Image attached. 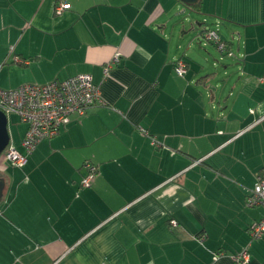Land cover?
Here are the masks:
<instances>
[{"label": "crops", "instance_id": "obj_1", "mask_svg": "<svg viewBox=\"0 0 264 264\" xmlns=\"http://www.w3.org/2000/svg\"><path fill=\"white\" fill-rule=\"evenodd\" d=\"M181 12L206 16L240 58H207L205 21L188 37L171 29ZM78 74L105 103L0 170V264H237L246 248L264 264V234L249 233L264 208L246 206L264 177V0H202L200 13L180 0H0L1 90Z\"/></svg>", "mask_w": 264, "mask_h": 264}, {"label": "built area", "instance_id": "obj_2", "mask_svg": "<svg viewBox=\"0 0 264 264\" xmlns=\"http://www.w3.org/2000/svg\"><path fill=\"white\" fill-rule=\"evenodd\" d=\"M68 9L66 3H60L55 7L56 13H62ZM204 39L214 42L221 53H225L226 45L223 43L216 31L204 33ZM232 56V53H228ZM119 57H116V61ZM176 73L184 77L187 72V64L179 60L175 66ZM110 65L104 69L107 75ZM100 87L94 84L93 77L89 74H78L69 79L60 81L54 80L40 85L34 83L23 84L12 90L0 89V110L7 117L16 115L20 121L27 125V131L22 139L23 152L14 147L12 142L7 146L2 155L5 161L12 166L23 168L30 156L40 142L52 139L59 134L61 128L66 125L73 115L83 116L94 106L103 105ZM88 174L83 178V187H90L96 173L97 166L90 161L85 162ZM246 206L264 208V177L258 176L257 183L246 198ZM171 228H178L176 220L170 221ZM251 239L255 240L264 234V215L249 228ZM217 255L215 260H218ZM237 264H247L249 251L244 249L237 256L233 257Z\"/></svg>", "mask_w": 264, "mask_h": 264}, {"label": "rangeland", "instance_id": "obj_3", "mask_svg": "<svg viewBox=\"0 0 264 264\" xmlns=\"http://www.w3.org/2000/svg\"><path fill=\"white\" fill-rule=\"evenodd\" d=\"M185 16H188L187 20L189 21V23H188L189 29L191 27L195 28V26L197 25L198 22L202 23L203 21H205L204 24L202 25V27L198 28L199 33L197 35H199L202 32L201 40H202L203 44L205 43L204 50H207L209 55L205 51H203V53L206 54L207 58L209 57L210 59H217L220 62H222L221 59H236V58H240L237 53H235V55L233 54L232 56H229V55H226V54L224 55V54L218 52L216 50V48L213 47L214 42H208V41H206L204 39L203 35L207 31L208 32L209 31H216L219 34V31L216 30V28H213L212 22L211 21H209V22L206 21V20H208V18L206 16H202L201 14H193V16H192L191 12H188V15H185ZM204 17H205V19H204ZM191 19L193 20V22H192ZM181 31L182 30H180V36H181V33H182ZM188 35L189 34H187V36H185V37H188ZM8 126H9V132H10L11 138H12L13 142L16 144L15 146L16 147H17V145L20 146V144H21V143L19 144L20 137H21V133H22L24 127H22L20 125L18 117L16 115L11 114V115L8 116ZM10 169H13V167L11 166V164L9 162L5 161V157L3 155H1L0 156V170L7 172Z\"/></svg>", "mask_w": 264, "mask_h": 264}, {"label": "water", "instance_id": "obj_4", "mask_svg": "<svg viewBox=\"0 0 264 264\" xmlns=\"http://www.w3.org/2000/svg\"><path fill=\"white\" fill-rule=\"evenodd\" d=\"M180 1L190 8V6L197 4L199 0H180ZM184 14H185L184 12L175 13L174 16L169 21L171 23L172 30H174L178 26H181V30H182L181 36L183 34L191 33L194 29L193 27H191L188 30L186 29V24L188 23L187 20L188 16L182 17V15ZM10 142H11V136L8 126V117L3 111L0 110V156L7 148V146L10 144ZM4 188H5V180L3 178H0V200L2 198Z\"/></svg>", "mask_w": 264, "mask_h": 264}, {"label": "trees", "instance_id": "obj_5", "mask_svg": "<svg viewBox=\"0 0 264 264\" xmlns=\"http://www.w3.org/2000/svg\"><path fill=\"white\" fill-rule=\"evenodd\" d=\"M190 8L194 11V12H197V13H200V10H201V8H202V0H199L198 1V3L197 4H195V5H193V6H190ZM218 33V32H217ZM219 35V34H218ZM220 37V36H219ZM221 39V38H220ZM222 41V40H221ZM223 43H225V45H226V52L225 53H222V54H226V55H228V53H232V55L234 54L231 50H230V45H229V43H227V42H224V41H222ZM214 45H215V47H216V49H217V51L218 52H220L219 50H218V48H217V45L214 43ZM221 53V52H220ZM235 55V54H234ZM180 60H183V59H180ZM179 61V60H178ZM177 61V62H178ZM184 61V60H183ZM186 64H187V62L186 61H184ZM188 65V64H187ZM176 66V65H175ZM188 68V67H187ZM175 71H176V69H175ZM178 75V74H177ZM179 76V75H178Z\"/></svg>", "mask_w": 264, "mask_h": 264}]
</instances>
